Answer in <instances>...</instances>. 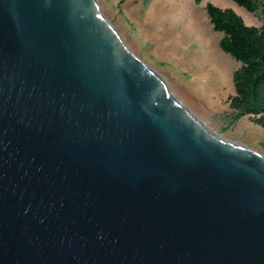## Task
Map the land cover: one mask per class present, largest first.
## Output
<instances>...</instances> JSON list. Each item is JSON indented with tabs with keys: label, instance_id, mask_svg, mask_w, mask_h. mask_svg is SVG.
I'll return each mask as SVG.
<instances>
[{
	"label": "water",
	"instance_id": "95a60500",
	"mask_svg": "<svg viewBox=\"0 0 264 264\" xmlns=\"http://www.w3.org/2000/svg\"><path fill=\"white\" fill-rule=\"evenodd\" d=\"M0 264H264V156L181 106L97 0H0Z\"/></svg>",
	"mask_w": 264,
	"mask_h": 264
},
{
	"label": "rangeland",
	"instance_id": "374dc122",
	"mask_svg": "<svg viewBox=\"0 0 264 264\" xmlns=\"http://www.w3.org/2000/svg\"><path fill=\"white\" fill-rule=\"evenodd\" d=\"M101 15L126 48L164 82L169 94L221 139L264 156V128L248 117L234 119L227 98L232 73L240 66L223 54L221 34L212 31L204 11L211 3L231 9L248 27L259 18L230 0H97Z\"/></svg>",
	"mask_w": 264,
	"mask_h": 264
},
{
	"label": "trees",
	"instance_id": "16d2710c",
	"mask_svg": "<svg viewBox=\"0 0 264 264\" xmlns=\"http://www.w3.org/2000/svg\"><path fill=\"white\" fill-rule=\"evenodd\" d=\"M257 17L261 25L248 27L231 9H220L211 3L204 6L211 29L221 34L220 51L240 66L232 73L234 94L226 102L233 118L248 117L264 128V0H230ZM201 0H194L198 6Z\"/></svg>",
	"mask_w": 264,
	"mask_h": 264
}]
</instances>
